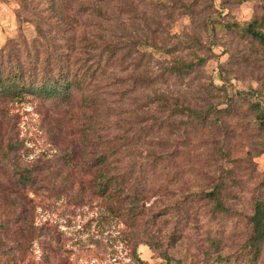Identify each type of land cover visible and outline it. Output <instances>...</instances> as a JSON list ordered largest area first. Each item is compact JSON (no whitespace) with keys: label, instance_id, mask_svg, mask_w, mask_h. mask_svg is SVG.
I'll list each match as a JSON object with an SVG mask.
<instances>
[{"label":"rangeland","instance_id":"obj_1","mask_svg":"<svg viewBox=\"0 0 264 264\" xmlns=\"http://www.w3.org/2000/svg\"><path fill=\"white\" fill-rule=\"evenodd\" d=\"M184 3L192 14H184ZM54 6V0H0L3 61L17 59L39 73L55 69L57 58L85 60L87 30L101 36L104 24L95 14L102 9L113 15L119 43L146 32L152 46L166 49L148 50V79L167 68L168 52L177 55L185 36L204 42L197 55L206 64L183 81H168L173 101L164 108L150 101L166 86L134 91L128 63L114 71L116 89L99 92L102 106L89 107L83 94L64 105L0 99V264H264V243L254 245L251 223L256 203L264 205V132L247 101L264 105V46L224 28L205 33L209 19L258 21L264 33V0H114L107 6L60 0V9ZM95 41L91 55L99 60L104 42ZM222 83L230 95L250 97L228 108L225 92H198ZM183 99L216 109L219 120L178 130L182 117L168 114ZM138 122L148 128L141 141L148 148L132 153L148 154V188L136 186L123 200L102 198L94 186L97 168L88 163L99 159L103 137L130 140ZM90 123L100 140L85 149L77 132ZM215 187L221 206L201 196ZM136 193L139 214L131 216Z\"/></svg>","mask_w":264,"mask_h":264},{"label":"trees","instance_id":"obj_2","mask_svg":"<svg viewBox=\"0 0 264 264\" xmlns=\"http://www.w3.org/2000/svg\"><path fill=\"white\" fill-rule=\"evenodd\" d=\"M103 5H111L114 0H101ZM202 4H207V0H196ZM56 10L60 9V0H54ZM184 8V14H192L193 8L182 4ZM97 17H102L103 26L101 36L97 37L93 34V31L88 27L87 30V46L85 54L88 56L83 61H75L74 63L62 62L59 58L55 60V69L48 67L43 71L36 73L35 69L24 65L17 59L5 60L0 58V99L3 100H23L28 97L38 100H47L58 104H68L75 97L76 94L85 95V102L89 107L99 104L104 105L100 98L99 92H107L109 88H114L119 85L116 79L115 70L128 63V70L132 72L130 83L134 87V91H150L153 86H163L166 88L156 92L150 101L151 105L158 104L161 108L168 107L173 101V97L169 94L168 81L177 80L183 81L190 75L202 68L206 64V59L197 55L200 48L205 44L200 38L192 36L188 39L185 36L187 44L183 45L181 50L177 53L168 52L172 60L167 64V68L158 74L156 79H148V50L160 49L165 51V48L155 45L152 46L148 42V34L146 32L138 36L131 41L121 44L120 38H117V28L112 27L114 17L112 14L108 15L107 12H103L102 9L95 14ZM99 15V16H98ZM91 16V15H90ZM212 16V15H211ZM210 16V17H211ZM78 25V24H77ZM224 28L227 31L234 32L238 35L248 36L249 38L258 41L264 46V33L260 30V23L253 21L245 23L243 25L238 23H225L220 20L209 19L205 24V33L215 34L220 29ZM75 35V34H74ZM95 39L99 42H104V48L102 55L95 60L94 55L91 52L94 50V45H97ZM180 43V38L176 40ZM75 52V49H73ZM125 53V56H124ZM153 52H151L152 54ZM111 63L112 74L107 73V67ZM145 63V64H143ZM41 73V74H40ZM134 78H136L134 80ZM115 81L112 84L108 82ZM163 80V82H161ZM222 82V77L219 79ZM217 91L225 92L227 97L226 105L228 108H233L234 101L246 100V97L250 93L239 92L235 94H229V89L225 88V83L217 88L213 84L204 85L198 92L202 91L207 94L215 93ZM258 93L252 91V94ZM250 97V96H249ZM201 100V99H198ZM250 109L254 113L255 123L258 129L264 132V105L262 103H251V99H248ZM148 104V95H147ZM193 100L183 99L174 105H171L168 114L169 118L182 117L183 121L175 122L177 129H183L186 133V129L183 126L191 127L195 129L198 127H204L208 125V122H213V119H217L218 116L213 117L216 109H211L209 106L196 108ZM198 104V103H197ZM148 106V105H147ZM237 112V111H234ZM167 117V118H168ZM144 122H138L133 126V137L127 139L128 132H125L126 137L115 138L114 143H108L107 137H103V142L99 141L98 145L101 148L99 159L95 161L94 165L90 163V168H97L94 186L96 192L102 198L123 200V196L128 191H135V187L140 186L142 190L148 188V154L147 156L132 153L137 146L148 148V141L141 142L143 138H148V128H141L140 125ZM147 123V121H146ZM118 127V126H117ZM78 135L83 140V146L85 149L89 147V143H93L96 138L100 140L95 132V125L90 123L89 125L78 130ZM124 133V132H123ZM143 135V136H142ZM122 143V144H119ZM87 144V145H86ZM131 150V151H130ZM130 151L126 156L125 152ZM116 157H122L124 159L118 160ZM128 159V160H125ZM132 161H129V160ZM72 160H70L71 162ZM146 163L145 165H143ZM157 162H152L149 168L154 171ZM146 166V167H145ZM145 167V168H144ZM137 169V170H136ZM136 196V197H134ZM201 196L205 200L214 201L218 206H221L220 196L221 188L215 187L211 192L201 193ZM133 201L130 202L129 214L136 216L139 214V193L133 195ZM253 227V242L254 245H260L264 243V205L260 202L256 203L254 214L251 218ZM135 260L138 263H144L141 258L136 254ZM168 263L171 259H168Z\"/></svg>","mask_w":264,"mask_h":264}]
</instances>
